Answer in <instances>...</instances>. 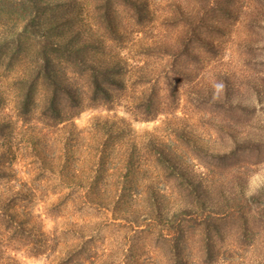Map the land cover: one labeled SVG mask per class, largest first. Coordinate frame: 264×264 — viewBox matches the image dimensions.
<instances>
[{
  "label": "rangeland",
  "instance_id": "obj_1",
  "mask_svg": "<svg viewBox=\"0 0 264 264\" xmlns=\"http://www.w3.org/2000/svg\"><path fill=\"white\" fill-rule=\"evenodd\" d=\"M0 264H264V0H0Z\"/></svg>",
  "mask_w": 264,
  "mask_h": 264
}]
</instances>
